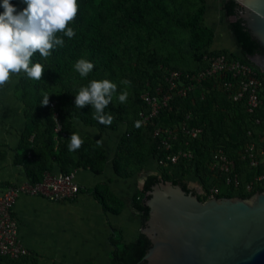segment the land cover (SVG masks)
<instances>
[{
	"label": "trees",
	"instance_id": "trees-1",
	"mask_svg": "<svg viewBox=\"0 0 264 264\" xmlns=\"http://www.w3.org/2000/svg\"><path fill=\"white\" fill-rule=\"evenodd\" d=\"M199 1L197 8L188 17H178L173 21L174 25L181 30L204 33L201 41L190 43L191 49L194 50L191 57L195 66L181 69L165 63L161 64L160 62L169 60L171 56L164 58L150 50V44L157 35L164 31L169 33L167 28L158 26L161 12L167 8L168 0H77L78 12L69 24V27L74 29L75 35L71 39L63 37V47H56L48 58H41L39 53L32 57L31 63L40 62L45 67L41 79L36 81L24 73L18 74L25 123L14 148L13 164L22 167L26 179L30 182L40 181L45 171L56 172L54 166L60 168L57 172H68L79 166L89 167L93 172L101 171L102 163L107 160L109 154L91 138L84 137L79 150L73 152L68 150L72 124L75 121L96 126L101 131L114 130L118 124L127 122L114 151L110 152L115 154L112 163L116 174L129 176L128 173H121L119 170L121 163L125 165L129 159L133 151L131 141L138 138L136 135L139 134L141 127L148 134V150L141 158V163H146L150 158L162 156L155 138L151 135L153 126L142 125L136 128L134 123L139 119L137 114L136 118L129 117L130 106L111 102L105 112L114 116V120L110 126H105L94 119L95 109L91 105H85L80 109L74 105L78 91L82 87H87L93 80L107 79L116 83L119 92L123 89L120 79L132 72L131 76L134 78L132 83L136 87L135 82L139 74L130 65V61L136 54L145 52L147 63L152 67L137 84L134 100L138 110L144 108L139 94L145 82L155 85L160 78L162 67L195 71L202 66V55L209 51L224 53L258 70L248 57L255 53H263L262 46L250 35L240 17L232 21L228 20L230 17L237 16L241 9L236 0H219L217 3L215 0ZM10 3L16 7L17 11L27 7L24 0H10ZM3 11V7L0 6V13ZM209 12L215 13L220 20L216 23L212 20L202 24ZM222 19L225 20L222 21ZM218 28L229 30L231 46L223 50L215 45V29ZM57 35L63 36L62 33ZM79 59H85L94 64L93 70L87 77H81L74 69ZM126 71L129 73L126 74ZM200 90L197 87L185 97L177 98L175 103L180 105V110H176L175 107L171 110L163 109L154 119L158 126H172L182 119L187 111H190L193 115L190 122L201 126L203 133L200 138L189 141L193 151L191 160L170 164L169 172L160 171L159 175L153 173L145 177L141 189L130 202L131 207L139 213L142 225L148 216V207L140 195L150 190L151 186L160 179L171 180L179 184L186 192H189L187 181L191 179L199 180L204 189L217 182L222 191L219 196L247 197L256 190L264 189L259 187L246 193L241 189L226 188L219 178L210 175L207 168L212 149L221 147L230 157L236 158L237 148L246 140L255 139L257 133L261 132L264 125V83L262 106L253 114L262 121L259 125L253 123V115L246 113L243 102H231L217 86L205 93L204 98H201ZM45 93L49 94V103L54 102V108L60 116L62 131L65 133L63 137H54L49 103L47 105L40 103ZM247 130L252 131V137L247 135ZM253 171L245 166L242 167V170L240 169L242 180H247ZM88 192L99 202L105 213L118 214L123 207V202L105 185L96 186ZM108 243L111 246L108 260L87 264H145L141 259L150 246V241L141 232L132 240L124 241L120 229L111 227ZM0 259L4 264H34L36 261L32 256L18 259L0 257Z\"/></svg>",
	"mask_w": 264,
	"mask_h": 264
},
{
	"label": "built area",
	"instance_id": "built-area-1",
	"mask_svg": "<svg viewBox=\"0 0 264 264\" xmlns=\"http://www.w3.org/2000/svg\"><path fill=\"white\" fill-rule=\"evenodd\" d=\"M202 66L195 71L162 67L161 74L155 85L145 82L139 97L144 105L138 110L137 117L142 125H152L151 135L157 142V148L162 156L153 158L156 170L168 171L170 164L178 161H189L193 158V151L189 141L202 136L203 129L192 124V113L187 111L182 119L172 126H158L154 119L163 109L171 110L180 105L175 103L177 98L185 97L190 91L199 87L200 96L213 90L221 89L231 102H243L247 114L253 115L262 106V89L264 83L263 70L256 69L230 57L224 53H204L201 58ZM53 120L54 137H63L61 119L54 108V102L49 103ZM252 121L259 125L262 121L253 115ZM253 136L251 130L246 131ZM178 142V144L176 143ZM254 170L247 180H242V167ZM210 175L219 178L221 183L229 189L250 193L254 189L264 187V125L253 140H246L236 151V158L230 157L221 147L211 150V157L207 164ZM77 168L68 172L51 173L45 171L40 181L30 182L23 179L0 185V257L18 259L21 257L37 258L24 245L19 235L18 220L14 214V205L22 195L43 196L49 200L65 201L74 198L79 192V184L75 179ZM205 198H212L221 194L218 183L202 186Z\"/></svg>",
	"mask_w": 264,
	"mask_h": 264
},
{
	"label": "crops",
	"instance_id": "crops-1",
	"mask_svg": "<svg viewBox=\"0 0 264 264\" xmlns=\"http://www.w3.org/2000/svg\"><path fill=\"white\" fill-rule=\"evenodd\" d=\"M24 123L25 118L22 121L9 116L0 119V158L11 157V168L4 171L0 168V185L26 179L22 167L13 164L14 148ZM125 127L126 123L123 122L114 130L101 131L82 121L73 122L72 134L78 133L82 139L89 137L97 143L99 141L98 144L109 154L102 163L101 171L77 167L75 179L80 189L70 200L55 201L38 195H22L17 199L14 214L18 220L19 235L24 245L36 254L34 264L104 262L108 259L111 247L108 243L111 227L120 229L124 241L132 240L140 232L139 213L131 207L129 200L138 187L132 177L121 176L113 171L112 158L115 154L110 153L114 151ZM153 162V158L146 161L147 169L150 168L152 172L156 170ZM54 171L57 173L60 168L54 166ZM99 185L107 186L123 202L118 214L105 213L88 192ZM197 185L200 183L197 182ZM0 264H4L1 259Z\"/></svg>",
	"mask_w": 264,
	"mask_h": 264
},
{
	"label": "water",
	"instance_id": "water-1",
	"mask_svg": "<svg viewBox=\"0 0 264 264\" xmlns=\"http://www.w3.org/2000/svg\"><path fill=\"white\" fill-rule=\"evenodd\" d=\"M236 2L241 9L233 20L240 17L264 50V0ZM248 59L264 71V52ZM195 183L187 181L196 188L191 193L160 179L143 194L148 216L140 232L150 246L141 260L145 264H264V189L247 197L200 200L202 184Z\"/></svg>",
	"mask_w": 264,
	"mask_h": 264
},
{
	"label": "clouds",
	"instance_id": "clouds-1",
	"mask_svg": "<svg viewBox=\"0 0 264 264\" xmlns=\"http://www.w3.org/2000/svg\"><path fill=\"white\" fill-rule=\"evenodd\" d=\"M27 7L17 11L10 0H0L3 12L0 13V87L6 85L13 74L24 73L32 80L39 81L45 67L40 62L31 63L34 54L48 58L56 47H63L64 39L75 35L69 24L78 12L77 0H24ZM62 33L63 36L57 35ZM94 64L85 59H79L74 69L81 77H87ZM130 86L128 79L120 82ZM129 92L125 88L118 92V85L107 79L93 80L87 87H82L75 95L74 105L82 108L91 105L95 109L94 119L100 124L110 126L114 116L105 109L117 98L120 103H126ZM42 105L49 103V94H43ZM136 128L142 126L141 121L134 123ZM83 140L78 133L70 137L68 150L80 149ZM99 143V141H98Z\"/></svg>",
	"mask_w": 264,
	"mask_h": 264
},
{
	"label": "rangeland",
	"instance_id": "rangeland-1",
	"mask_svg": "<svg viewBox=\"0 0 264 264\" xmlns=\"http://www.w3.org/2000/svg\"><path fill=\"white\" fill-rule=\"evenodd\" d=\"M218 1L219 0H215V3H217ZM199 3V0H168L167 8L161 12V19L158 22V26L164 29L167 28L169 30V33L164 31L162 34L157 35L156 39L150 44V50H153L159 56L164 58H166V56H171L169 60L160 62L161 64L165 63L169 66H174L181 69L195 66V63L192 61L191 57V53L194 50L191 49L190 43L195 41H201L204 38V33H190L189 31L181 30L174 25L173 21L178 17H188L197 8ZM212 20H214L216 23L217 20H220V18L219 16H215V13L209 12L208 14H206L204 21H202V24H207ZM223 20L225 19H222V21ZM228 20L232 21L233 17L228 18ZM215 30L216 40L218 39V37H220L218 39V42L215 40V45L219 47L220 50L230 47L231 41L228 37V29L218 28ZM130 65L132 66V68L135 69V72L139 74L135 82L137 84L140 82L141 78L146 74V71L150 72V70L152 69V67H150L147 63V54H145V52L141 54H136L130 61ZM128 73L129 71H126V74ZM131 74L132 72L129 75H126V77H124L123 79H120V82L125 79L130 80V86H125L121 83L120 84L123 86L122 90L126 88L129 92L127 102L124 103L125 106H130L129 117L136 118V114L139 109H137L138 106L136 105L134 100L137 91V84L136 87H134L132 83V80L134 78L131 76ZM29 99H31V97H29ZM112 102L117 104L119 101L117 98L114 97ZM0 103L2 104L0 105V119L9 116L16 120L22 121L25 118L23 112V101L21 97V85L19 84V77L17 74H13L9 82L3 87H0ZM123 122L127 123L125 121ZM141 128L139 134L136 135V137L138 138H136V140L131 141V148L133 149V151L130 153L129 159L127 160L125 165L121 163V169L119 170L121 173H128L129 176L134 179L133 183H135L138 187L135 194L138 193L137 191L140 189L139 183H141V181L145 179L144 177H146L148 174L154 173L151 171L150 168L147 169L148 166L145 162L141 163V158L146 155L148 150V134L146 130ZM10 159L11 157L9 158L8 156H6L5 158H0V168H2L3 171L7 168H11ZM152 164L153 166L155 165L154 162ZM196 182L200 183V181L197 179ZM192 183H195V181ZM135 194L129 198L130 201L135 196ZM140 196L143 198V195ZM197 196L200 200L206 199L202 193H197ZM138 217L140 219L141 229L143 225L141 224L140 215H138Z\"/></svg>",
	"mask_w": 264,
	"mask_h": 264
},
{
	"label": "flooded vegetation",
	"instance_id": "flooded-vegetation-1",
	"mask_svg": "<svg viewBox=\"0 0 264 264\" xmlns=\"http://www.w3.org/2000/svg\"><path fill=\"white\" fill-rule=\"evenodd\" d=\"M188 188H189V192H191V193H195L196 192V188L195 187L188 186Z\"/></svg>",
	"mask_w": 264,
	"mask_h": 264
}]
</instances>
